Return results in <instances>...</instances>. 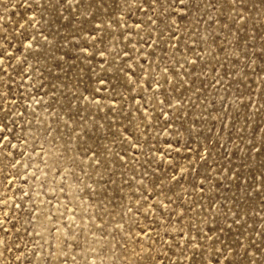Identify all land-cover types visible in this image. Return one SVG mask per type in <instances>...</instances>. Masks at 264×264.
Here are the masks:
<instances>
[{
	"label": "rangeland",
	"instance_id": "1",
	"mask_svg": "<svg viewBox=\"0 0 264 264\" xmlns=\"http://www.w3.org/2000/svg\"><path fill=\"white\" fill-rule=\"evenodd\" d=\"M262 253L264 0H0V264Z\"/></svg>",
	"mask_w": 264,
	"mask_h": 264
},
{
	"label": "snow or ice",
	"instance_id": "2",
	"mask_svg": "<svg viewBox=\"0 0 264 264\" xmlns=\"http://www.w3.org/2000/svg\"><path fill=\"white\" fill-rule=\"evenodd\" d=\"M153 2H155V0H153ZM153 23H155V21H153ZM164 71H165V72H167V71H168V69H167V68H165V69H164ZM257 251H259V249H258ZM218 254H219V255H222V253H218ZM262 255H264V253H262Z\"/></svg>",
	"mask_w": 264,
	"mask_h": 264
}]
</instances>
